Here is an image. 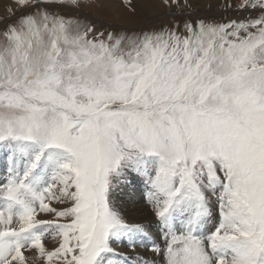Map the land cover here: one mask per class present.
<instances>
[{"label":"snow or ice","instance_id":"snow-or-ice-1","mask_svg":"<svg viewBox=\"0 0 264 264\" xmlns=\"http://www.w3.org/2000/svg\"><path fill=\"white\" fill-rule=\"evenodd\" d=\"M15 2L0 27V264H146L112 247L152 241L112 202L132 174L159 264H264V0H242L255 18L131 35L60 13L81 0Z\"/></svg>","mask_w":264,"mask_h":264},{"label":"rangeland","instance_id":"rangeland-1","mask_svg":"<svg viewBox=\"0 0 264 264\" xmlns=\"http://www.w3.org/2000/svg\"><path fill=\"white\" fill-rule=\"evenodd\" d=\"M81 3L82 6L79 8L65 7L59 9V11L66 18L86 21L97 32L126 31L130 35L134 32L158 31L174 25H180L181 29H183L185 21L203 19L206 21L226 22L229 20L247 19L249 17L255 18L259 15L254 10L241 8L242 0H81ZM111 8L113 9L110 10ZM20 11L15 0H0V27H2L3 22L9 21L13 13L19 15ZM5 175L6 172L3 169L2 163H0V179H3ZM137 180L140 181L139 185L143 186V189L138 191L137 197L132 196V193V195L129 194L127 196L123 194L120 188L121 184H127L125 181L121 182L120 185L118 181L116 182V187L112 194L113 205L130 224H134L135 219L127 217L128 212L130 211L129 213H132L133 217L141 216L143 213H139L137 211L139 209L136 208L139 205L146 206L151 212L150 215L155 218V223L151 225V229L146 228V226L145 228L149 231L152 241L162 245L163 241L159 238L158 234L156 238H153L152 234L156 233L155 229L158 221L152 211L151 205L147 201L145 185L141 178L136 177ZM127 185L134 190L138 188L133 181H128ZM134 204L137 206L135 207ZM122 207L126 208L121 209ZM152 241L147 242L146 246L137 247L134 252L128 248L126 239L113 241L112 247L123 256L140 257L146 264H159L161 257L150 250ZM45 243L50 250L56 246V242L51 239ZM138 251L145 253L140 255L137 253ZM157 258L159 259L156 260ZM30 264H41V261L38 258L32 257ZM131 264H136L135 260H132Z\"/></svg>","mask_w":264,"mask_h":264},{"label":"bare ground","instance_id":"bare-ground-1","mask_svg":"<svg viewBox=\"0 0 264 264\" xmlns=\"http://www.w3.org/2000/svg\"><path fill=\"white\" fill-rule=\"evenodd\" d=\"M113 8H111L110 10H112ZM113 12H115V11H113ZM133 176H135L134 174H132V175H129V176H127V177H125V178H123V180H119L118 181V184L120 185L121 184V182H124L125 181V183H127L128 184V181H133V182H135V185L138 187L136 190H134V189H131L127 184H121V191H123V194L124 195H129V194H131L132 196H134V197H137V194L139 193L138 191L140 190V189H143L142 187V185L140 186L139 185V183H140V181L139 180H137L136 181V177H133ZM133 187H135V186H133ZM141 187V188H140ZM132 191V192H131ZM145 194H146V189H145ZM117 195V194H116ZM122 195V194H121ZM131 195H130V197H131ZM115 196V195H114ZM118 198V197H117ZM122 198V197H121ZM120 198V199H121ZM127 198H129V197H127ZM124 199H126V198H124ZM138 200V199H137ZM124 201V200H123ZM124 203H126V202H124ZM134 203H136V202H134ZM129 204V203H128ZM131 204V203H130ZM142 204V203H141ZM134 206L136 207L137 205L136 204H134ZM127 207V206H126ZM126 207H124V208H126ZM123 207L121 208V209H124ZM127 208H129V207H127ZM136 209H139V210H137V211H139V213H143L141 216H132V213H129L128 212V215H127V217H129V218H131V219H135V222H134V224H142V225H144V226H146V228H150L151 227V225L152 224H154L155 223V218L154 217H152L150 214H151V212L147 209V207L146 206H144V205H139V206H137V208ZM126 210V209H125ZM134 212V211H133ZM136 213V212H135ZM131 214V215H130ZM137 214V213H136ZM124 217V216H123ZM131 223H132V221H131ZM151 229V228H150ZM156 230V229H155ZM154 230V231H155ZM153 231V232H154ZM153 235V238H156V236H157V231H156V233H154V234H152ZM138 254H144L145 252H141V251H138L137 252ZM147 253V252H146ZM155 258V257H154ZM159 258H157L156 260H158ZM154 260V259H153Z\"/></svg>","mask_w":264,"mask_h":264}]
</instances>
